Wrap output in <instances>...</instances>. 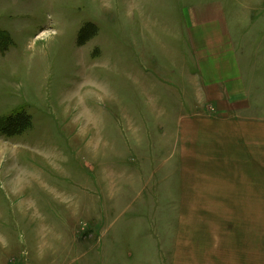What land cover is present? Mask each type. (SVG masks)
I'll use <instances>...</instances> for the list:
<instances>
[{
    "label": "rangeland",
    "instance_id": "rangeland-1",
    "mask_svg": "<svg viewBox=\"0 0 264 264\" xmlns=\"http://www.w3.org/2000/svg\"><path fill=\"white\" fill-rule=\"evenodd\" d=\"M19 109L0 264H264L244 140L214 134L264 133V0H0V120Z\"/></svg>",
    "mask_w": 264,
    "mask_h": 264
},
{
    "label": "crops",
    "instance_id": "crops-1",
    "mask_svg": "<svg viewBox=\"0 0 264 264\" xmlns=\"http://www.w3.org/2000/svg\"><path fill=\"white\" fill-rule=\"evenodd\" d=\"M253 130L249 125L244 127L243 125L227 126L226 129L220 131H214V134H226L227 129L229 134H233L240 140H244V145H236L235 162L237 166L236 172L239 168H243L242 174H236L241 180V186H236V193L238 196L244 195L245 197L251 196L252 203L264 202V133H260V129L254 130L256 133L246 130ZM264 128V126L262 127ZM205 134V132H203ZM242 134V135H240ZM251 134V135H247ZM251 138L246 140L245 138ZM243 156V159H241ZM244 156L248 160L244 159ZM249 201V200H245ZM264 210V209H263Z\"/></svg>",
    "mask_w": 264,
    "mask_h": 264
},
{
    "label": "trees",
    "instance_id": "trees-1",
    "mask_svg": "<svg viewBox=\"0 0 264 264\" xmlns=\"http://www.w3.org/2000/svg\"><path fill=\"white\" fill-rule=\"evenodd\" d=\"M97 34V28L94 24L88 23L81 29L80 36L78 38L79 45H85L88 41L95 38ZM32 126V116L27 114L23 109L16 110L13 115L6 119L0 120V133L14 137L21 135Z\"/></svg>",
    "mask_w": 264,
    "mask_h": 264
}]
</instances>
